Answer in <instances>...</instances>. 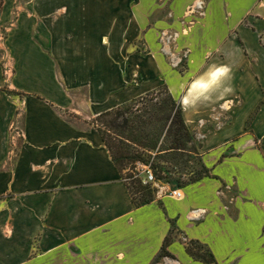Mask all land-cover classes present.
Here are the masks:
<instances>
[{"label":"crops","instance_id":"0c3cea01","mask_svg":"<svg viewBox=\"0 0 264 264\" xmlns=\"http://www.w3.org/2000/svg\"><path fill=\"white\" fill-rule=\"evenodd\" d=\"M247 10L263 24L264 0L215 2L204 24L223 34ZM130 12L129 0L2 1L0 264H146L153 257L142 227L154 206L134 204L98 129L87 122L157 88L143 80L154 71L146 73L137 56L127 68ZM254 38L244 39V47L228 38L216 49L218 60L180 98L188 128L201 125L204 152L240 136L233 145L237 156L212 166V176L234 195L230 214L222 211L223 199L214 200L220 212L214 251L231 264H264V166L244 134L250 114L261 106L252 130L264 151V49ZM174 79L170 93L182 82ZM231 95L239 103L234 119L211 127L210 110ZM211 154L209 162L219 152ZM210 186L215 190L217 179L200 184Z\"/></svg>","mask_w":264,"mask_h":264},{"label":"rangeland","instance_id":"374dc122","mask_svg":"<svg viewBox=\"0 0 264 264\" xmlns=\"http://www.w3.org/2000/svg\"><path fill=\"white\" fill-rule=\"evenodd\" d=\"M2 1L0 0L1 6ZM142 1V9L137 10L136 5L140 0H129L131 12L127 15V39L125 42L127 68L130 69L134 62L130 59L137 56L144 70H147L146 73L154 71L152 76L148 77L149 79L144 77L143 80L148 84L155 82L157 84L155 92L164 88L171 91L170 85L174 83V76L178 80H182L178 92H171L179 104H181L180 98L190 82L202 74L203 68L219 58L220 54L216 49H220L228 38L234 37L244 47V39L253 35L259 45L258 48L264 49V20L263 24L257 25L248 10L239 15L235 27L228 26L223 34L214 29L212 25L205 26L204 24L205 18L209 17L208 12L211 7L215 6V2L216 5L225 6L242 0H223V4L221 2L219 4L216 0ZM134 10L135 13L132 12ZM210 15L212 16L210 22H215V15L213 13ZM136 20L140 23V28L137 27V29L134 28ZM225 21H230V14L225 15ZM203 30L206 31V35L203 34ZM213 41H218L216 48L210 45ZM193 50L196 54L193 58L196 61L194 69L192 66ZM245 53L248 54L246 51ZM199 54L201 57L197 59ZM219 62L224 64V61L220 59ZM165 97L166 94L163 91L160 98ZM133 102L134 100L122 106H128ZM238 106V101L232 98V95L227 97L221 106L218 105L217 108L210 110L213 122L208 120V123L212 124L211 127L215 125L216 128L220 126L224 128L234 119ZM152 108L153 105L147 107L146 110H152ZM260 109L261 106L250 114L244 134L251 137L254 152L261 156L260 159L264 166L263 140L257 138L252 130V123ZM94 121L95 119L87 120L90 123ZM200 127L199 124L198 130L188 128L191 139L186 143L184 151H162L167 148L166 146L170 142L169 139H164L165 135H162L156 149L132 147L129 152L135 158L124 163L120 162V166L124 170V178L128 177L123 180L136 202H139L142 197H148V189H145V186L154 188L152 191L153 201L149 203L153 204V211L149 210L145 213L146 217L143 219L142 227L147 232L144 239L155 249L153 257L146 264H207L199 255L208 257L210 254H213L215 258L213 264H231L230 259L217 258L214 251V230L217 225L215 215L220 214L214 206V200L216 198L217 200L223 199L224 208L222 211L230 214L234 195L229 186L223 185V182L216 176H212V166L237 156L233 145L240 140V136L237 135L217 144L213 151L204 152L203 140L205 137L200 134ZM147 130L152 134L159 133L160 126L153 124ZM110 135L112 138L114 137V134ZM217 151L219 152L218 156L215 158V154H213L214 158L211 157L212 162H209L211 152ZM135 159L151 167L155 178H158L155 186L144 185L141 179L135 176L137 175L135 162H138ZM202 176V180L195 182ZM207 179H217L218 187L216 186L215 190L213 186L208 189L200 187V184ZM208 190L211 194L208 197L210 199L205 197V192ZM174 191H180L183 198L174 199L172 197ZM225 192H229L227 193L228 198L224 197L223 193ZM146 205L148 204H143L140 207ZM166 239L169 243L167 249L169 256L161 257L159 254Z\"/></svg>","mask_w":264,"mask_h":264},{"label":"trees","instance_id":"16d2710c","mask_svg":"<svg viewBox=\"0 0 264 264\" xmlns=\"http://www.w3.org/2000/svg\"><path fill=\"white\" fill-rule=\"evenodd\" d=\"M163 91H165L166 97L161 99ZM151 105H153L152 110H146ZM156 105L158 107H155ZM93 124L98 129L123 179L128 177L124 178V170L120 166V162L124 163L135 158L129 152V149L132 147L156 149L158 141L161 139L160 137L165 135L164 139H169L170 142L166 146L167 148L162 151L181 152L185 150L186 143L191 139L190 131L183 117V107L174 99L168 88L141 96L128 106H120L102 113L95 118ZM153 124L160 126L159 133L155 132L152 134L151 131L147 130ZM111 133L114 134L113 138L110 135ZM135 160L140 162L137 159ZM202 179L203 176L197 178L195 182ZM157 180L158 178L156 177ZM145 189H148L147 198L142 197L139 202H136L131 196L137 207L153 201L152 191L154 188L152 186H145ZM168 247L169 243L168 239H166L159 254L161 257L169 256ZM199 256L207 264L215 262L213 254H210L208 257L205 255Z\"/></svg>","mask_w":264,"mask_h":264},{"label":"built area","instance_id":"2783aa9c","mask_svg":"<svg viewBox=\"0 0 264 264\" xmlns=\"http://www.w3.org/2000/svg\"><path fill=\"white\" fill-rule=\"evenodd\" d=\"M135 171L137 172V175L135 176L140 178L141 182L144 185H154V186L156 185V178L150 166L137 162L135 164ZM172 197L174 199L179 200L183 198V195L180 191H174L172 192Z\"/></svg>","mask_w":264,"mask_h":264}]
</instances>
